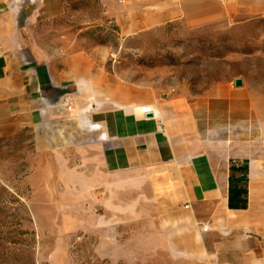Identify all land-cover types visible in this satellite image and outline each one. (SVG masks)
Instances as JSON below:
<instances>
[{
    "label": "rangeland",
    "instance_id": "rangeland-1",
    "mask_svg": "<svg viewBox=\"0 0 264 264\" xmlns=\"http://www.w3.org/2000/svg\"><path fill=\"white\" fill-rule=\"evenodd\" d=\"M48 5L32 21L19 14L29 60L68 81L113 85L116 100L165 115L191 102L200 148L264 162V17L176 21L125 37L101 0ZM52 129L45 143L32 127L0 131V264H176L165 237L172 223L150 184L134 173L92 174L73 127Z\"/></svg>",
    "mask_w": 264,
    "mask_h": 264
},
{
    "label": "crops",
    "instance_id": "crops-1",
    "mask_svg": "<svg viewBox=\"0 0 264 264\" xmlns=\"http://www.w3.org/2000/svg\"><path fill=\"white\" fill-rule=\"evenodd\" d=\"M48 1L0 0V131L32 127L45 143L52 127L72 126L92 174L139 175L172 223L165 237L176 264H264V162L200 148L190 130L191 102H173L167 115L153 106L148 117L141 102L116 100L113 85L88 76L68 81L29 60L19 14L35 20L48 12ZM101 1L125 37L176 21L201 26L264 17V0ZM168 116L173 125L160 119Z\"/></svg>",
    "mask_w": 264,
    "mask_h": 264
},
{
    "label": "water",
    "instance_id": "water-1",
    "mask_svg": "<svg viewBox=\"0 0 264 264\" xmlns=\"http://www.w3.org/2000/svg\"><path fill=\"white\" fill-rule=\"evenodd\" d=\"M235 85L237 87L243 86L244 85V79L241 77H238L235 79ZM154 115L151 113L150 115H148V117H153Z\"/></svg>",
    "mask_w": 264,
    "mask_h": 264
},
{
    "label": "built area",
    "instance_id": "built-area-1",
    "mask_svg": "<svg viewBox=\"0 0 264 264\" xmlns=\"http://www.w3.org/2000/svg\"><path fill=\"white\" fill-rule=\"evenodd\" d=\"M152 107H140V111L142 112V113H148L150 110H151V108H153V105H151ZM204 229L205 230H207L208 229V227L206 226V227H204Z\"/></svg>",
    "mask_w": 264,
    "mask_h": 264
},
{
    "label": "bare ground",
    "instance_id": "bare-ground-1",
    "mask_svg": "<svg viewBox=\"0 0 264 264\" xmlns=\"http://www.w3.org/2000/svg\"><path fill=\"white\" fill-rule=\"evenodd\" d=\"M142 107H152V106H151V105H144V106H141V108H142ZM148 113H152V114H154V113H155V109H154V107L151 108V110H150ZM145 114H147V113H145Z\"/></svg>",
    "mask_w": 264,
    "mask_h": 264
},
{
    "label": "trees",
    "instance_id": "trees-1",
    "mask_svg": "<svg viewBox=\"0 0 264 264\" xmlns=\"http://www.w3.org/2000/svg\"><path fill=\"white\" fill-rule=\"evenodd\" d=\"M240 168V167H239ZM232 170V169H231Z\"/></svg>",
    "mask_w": 264,
    "mask_h": 264
}]
</instances>
